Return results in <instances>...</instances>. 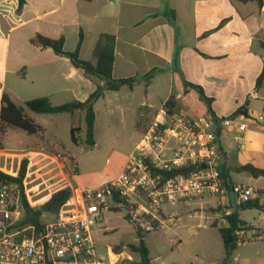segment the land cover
<instances>
[{
  "label": "crops",
  "instance_id": "obj_1",
  "mask_svg": "<svg viewBox=\"0 0 264 264\" xmlns=\"http://www.w3.org/2000/svg\"><path fill=\"white\" fill-rule=\"evenodd\" d=\"M18 7L19 0H0V111L5 94L16 105L41 97L60 105L83 103L96 90V84L68 58L32 43L37 34L64 38V50L72 52L82 33L79 55L91 61L99 36L111 34L116 38L112 76L135 77L137 82L133 89L124 86L118 91H105L95 103L94 107L103 102L109 126L115 117L120 115L124 120L131 114L134 121L137 118L136 128L143 135L158 110L155 102L158 84L165 81L164 102L175 96L180 105L178 113L194 118L209 114L207 104L184 82L198 85L212 99L211 108L217 119H235L229 126L215 127L224 153L222 170L227 182L264 189V177L254 178L235 170L247 164L264 168V121L256 120L264 113V83L256 88L264 68V0L262 5L241 0H25L21 10ZM149 72H153L152 78L146 83L144 75ZM141 86L144 96L135 104L136 90ZM77 110L69 114L72 123ZM238 110L244 114H236ZM26 113L44 130L30 135L25 147L17 148L13 141L22 135L15 128H8L0 136V168L15 173L26 157L29 172L51 175L52 179L56 175L52 176L54 169H46L56 164L57 156L48 150L51 147L44 135L47 127L36 120V113ZM239 124H245L246 129L240 131ZM51 133L52 144L58 145L61 142L58 132ZM127 160L120 164L118 176ZM75 169L78 175L74 172L70 182L76 191L85 186L79 184L77 164ZM111 179L104 178L100 186ZM200 206L217 208L218 201L205 198ZM221 210L207 216L209 221L203 225L207 233L191 241L175 240L169 264H222L224 244L212 225L218 220L219 227ZM175 214L180 215L173 206L163 209V225L155 230L166 228ZM239 214L250 236L264 229L263 208ZM190 248L194 250L192 253ZM107 255L119 256V263L126 258L124 252L113 251L110 246ZM230 264H264V238L238 245Z\"/></svg>",
  "mask_w": 264,
  "mask_h": 264
},
{
  "label": "built area",
  "instance_id": "obj_2",
  "mask_svg": "<svg viewBox=\"0 0 264 264\" xmlns=\"http://www.w3.org/2000/svg\"><path fill=\"white\" fill-rule=\"evenodd\" d=\"M234 120L211 114L194 118L170 112L164 103L117 178L74 190L73 201L50 222L40 217V226L23 223L22 189L1 176L17 172L0 168V264H117L119 256L98 252L93 228L104 211L124 203L131 221L145 232L163 225L165 205L192 199H217L220 228L229 226L226 217L235 207L257 201L264 209V189L230 183L222 176L225 158L215 127ZM256 120L264 121V113ZM238 128L244 131L246 125ZM179 170L183 172L165 176ZM235 236L237 246L243 245L264 238V229L250 236L248 227L240 225Z\"/></svg>",
  "mask_w": 264,
  "mask_h": 264
},
{
  "label": "rangeland",
  "instance_id": "obj_3",
  "mask_svg": "<svg viewBox=\"0 0 264 264\" xmlns=\"http://www.w3.org/2000/svg\"><path fill=\"white\" fill-rule=\"evenodd\" d=\"M161 82L163 81H159V83ZM142 88L141 86L136 90L135 104L139 103L144 96ZM157 88L155 102L159 109L165 103L164 99L167 93L166 81L160 85L158 84ZM176 102L177 106L174 111L179 112L180 105L178 100ZM94 108L96 113V143L93 148H88L85 144V109L77 110L73 121L74 124L72 123V117L66 113L57 115L35 114L36 120L47 127L44 133L45 141L51 147L48 150L57 156L55 163L58 165L56 167V164H52V166L46 169H54L52 176L56 175L52 179L49 178L51 175L42 176L41 173L29 172L26 179V191L31 206L35 210L42 211L44 202L54 191L56 192L64 187L71 188L73 186L74 188V184L70 182V176L74 173L76 164L78 165L80 175L79 184L85 186V188L99 187L102 180L106 177L115 179L121 171L119 167L122 161L129 158L140 142L143 135L138 132L135 125L137 118L134 121L133 115L127 114L124 120L119 115L114 118L115 121L109 126L103 102L99 101ZM27 112L32 113L29 110ZM72 124L73 126L82 127V131L77 132L78 144L73 143L71 140ZM55 130L61 138V142L58 145L52 144L51 132ZM16 131L22 136L15 138V141H13L14 145L17 148L25 147L28 139H30V135L19 129ZM38 141L41 142L43 140L40 139ZM69 154L72 156H69ZM16 165L14 164V166ZM61 170L63 173H61ZM76 174L78 175V172ZM70 201H73V199H70ZM203 201L204 199H192L164 206V209L173 206L175 211L180 215L175 214L171 216L173 217V222L168 223L166 228L145 233V243L150 251L151 264H169L172 260L170 248L176 239L191 241L198 238L199 235L207 233L203 231V225L209 221L207 216L210 214L214 215L216 211H220V208L213 206L207 209L202 208L200 203ZM201 210H205L207 214ZM55 215L50 212H42L41 221L50 222L55 218ZM125 215V210H106L103 212V218L93 228L97 241V250L100 254L106 255L107 247L109 246L113 251L125 253L126 258H124L122 263L118 264H129L140 261V256L137 253H133L129 248L131 244H138L139 240L133 224ZM217 222L218 220H214V224H217ZM211 231L213 230H209L208 232L215 233ZM193 251L190 248V252L192 253Z\"/></svg>",
  "mask_w": 264,
  "mask_h": 264
},
{
  "label": "trees",
  "instance_id": "obj_4",
  "mask_svg": "<svg viewBox=\"0 0 264 264\" xmlns=\"http://www.w3.org/2000/svg\"><path fill=\"white\" fill-rule=\"evenodd\" d=\"M241 1H256L258 5H262V0H241ZM25 0H19L18 9L21 10ZM32 43L37 44L42 48H50L55 54L66 57L70 60L74 67L83 70L84 75L92 80L96 84V90L88 97V99L83 102L74 103H64L60 105H54L47 97H41L26 101L24 105H16L10 98L5 94L2 97V105L0 111V136L6 133L8 128H15L26 132L29 135H36L43 132V127L37 124L33 119H31L26 111L29 110L36 114H73L75 109L73 105L80 104V109H85V144L88 148H93L95 146V120L96 114L94 110L95 103L100 100L105 91H118L122 87L127 86L129 89H133L137 82V78L129 79H116L112 76L113 64H114V51L116 38L111 34H101L94 47L92 58L93 60H83L80 58V49L83 43V34L80 33L79 41L77 47L74 51L68 52L64 50V38L52 39L40 34H37L33 39ZM153 72H149L144 75L146 83H149L152 78ZM103 82V84H100ZM264 83V68L261 75L257 78L256 88H259ZM184 85L188 89L195 90L199 98L207 104L208 113L215 117L213 110L211 108L212 99L207 97L202 87L194 85L188 82H184ZM166 107H168L170 112H175V107L177 102L175 96H170L165 101ZM243 113V110H238L236 114ZM215 119H217L215 117ZM82 128L78 126L71 127V140L73 143L78 144L79 140L77 137V132H81ZM238 172H247L254 178L264 177V168H258L252 164L243 165L235 169ZM30 171V162L28 158L21 160L17 175L11 174H1V176L9 181L17 182L22 189V204L24 207L25 217L24 224L30 223L40 226V217L42 211L50 212L56 214L62 208L63 205L67 204L74 194V190L70 187H64L60 190L54 192L43 204L42 211L35 210L29 201L27 191H26V179ZM74 172H77L75 169ZM178 172H183V170L174 171L172 173H165L168 177ZM222 176L226 180L224 172L222 170ZM227 181V180H226ZM263 208L257 201H250L248 203L242 204L235 207L233 211L226 217L229 221V226L226 228L217 227L216 224H212L214 228H217L225 250V256L222 260V264H230L233 253L237 248L235 231L239 229L240 225H245L246 223L240 219L239 211L247 209H261ZM115 211H126V218L133 224L135 231L138 236V244L129 245L130 250L133 253H137L140 256V261L136 263L129 264H151V258L149 254V249L145 243V232L139 225L132 222L130 215L128 213V206L124 203V206L114 207Z\"/></svg>",
  "mask_w": 264,
  "mask_h": 264
},
{
  "label": "water",
  "instance_id": "obj_5",
  "mask_svg": "<svg viewBox=\"0 0 264 264\" xmlns=\"http://www.w3.org/2000/svg\"><path fill=\"white\" fill-rule=\"evenodd\" d=\"M73 107H74V109H79L80 108V104H75V105H73Z\"/></svg>",
  "mask_w": 264,
  "mask_h": 264
}]
</instances>
